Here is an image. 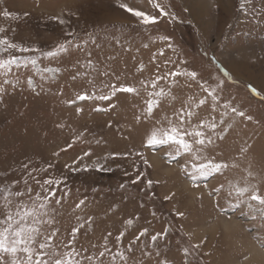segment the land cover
I'll use <instances>...</instances> for the list:
<instances>
[{
    "label": "rangeland",
    "instance_id": "rangeland-1",
    "mask_svg": "<svg viewBox=\"0 0 264 264\" xmlns=\"http://www.w3.org/2000/svg\"><path fill=\"white\" fill-rule=\"evenodd\" d=\"M125 3L158 21L144 25L119 7ZM4 10L17 18L4 17ZM54 17L66 23L59 24ZM0 27L6 29L0 35L41 53L72 41L66 53L55 58L29 53L35 66H13L7 77L0 75V82L19 79L15 87L4 84L0 93V186L20 181L13 189L17 191L25 187L26 177L34 194L39 188L28 172L49 164L53 167L47 172L32 175L41 181L66 177L57 194L69 195L60 205H52L57 221L52 227L59 228L54 244L67 242L71 229L91 217L76 238L75 247L84 256H98L107 237L113 253L125 252L127 264H264V219L257 215L253 220L246 204L237 206L227 196L230 182L243 186L245 179L258 184L264 194V0H0ZM89 61L93 67H88ZM46 68L59 71L53 77L43 71ZM157 68L160 74L180 69L195 71L198 77L197 81L178 77L171 87L179 99L147 120L148 97L143 90L140 95L117 92L111 101L76 100L81 93L91 94L94 85L139 88L140 81L154 78ZM219 81L224 82L221 104L230 101L245 116L224 117L221 127H231L211 146L209 155L236 167L200 178L196 187L181 164L169 163L164 151L149 150L144 141L155 120L171 115L189 97L207 95L199 84L215 87ZM160 86L169 87L166 81ZM198 111L206 116L211 108L205 105ZM222 112L218 107L212 115L219 120ZM80 133L83 136L68 148ZM88 151L91 155L85 156ZM112 153L120 155L113 158ZM80 157L74 167L95 162L103 163L105 170L65 168ZM26 163L28 169L23 167ZM221 185L224 188L217 194L214 189ZM82 199L85 205L76 208ZM145 228L147 234L135 240ZM121 232L123 242L117 244ZM157 233L167 234L153 243L151 236ZM100 261L111 264L108 254ZM117 261L124 264L119 257Z\"/></svg>",
    "mask_w": 264,
    "mask_h": 264
},
{
    "label": "snow or ice",
    "instance_id": "snow-or-ice-1",
    "mask_svg": "<svg viewBox=\"0 0 264 264\" xmlns=\"http://www.w3.org/2000/svg\"><path fill=\"white\" fill-rule=\"evenodd\" d=\"M154 6L163 15H168L159 3H155ZM119 7L137 17L144 25L154 24L158 21V17L149 15L145 11L133 9L126 3L120 4ZM3 16L12 19L17 18L7 10H4ZM54 19L59 24L66 23L60 17H54ZM5 31L4 27H0V34L5 33ZM69 36H74V34L69 33ZM162 39L169 38L162 37ZM71 43V40L60 43L54 50L41 53L39 48L25 46L14 42L7 35H0V57H2L0 58V75L7 77L9 73L13 72V66L16 68H20L21 66L26 67L28 64L35 66L36 60L28 57L26 54L40 53L41 55L55 58L62 53H66ZM160 54L163 55L162 52ZM88 67H93L91 61L88 62ZM140 70L143 71V65L140 66ZM43 71L51 72L54 77L59 69L46 68ZM104 74L108 75V73ZM178 77L197 81L198 73L195 71L189 72L173 69L160 74V69L157 68L154 78L140 81L139 88L134 85L121 84L117 86L115 83H111L104 84L97 89L94 85V90L91 94L88 92L81 93L76 97V100L111 101L117 92L140 95V91L143 90L147 93L148 97L144 101V119L147 120L152 118L154 112L158 109L163 110L166 104L171 106L179 99V97L173 94L171 87V85L177 83ZM73 78L75 79V77ZM161 81H166L169 87L160 86ZM18 83V78L15 83L6 78L0 82V93L5 91L4 84H10L15 87ZM28 84L29 86L33 85L31 78L28 79ZM206 84L207 82L199 84V87L207 94L206 96L199 99L189 97V100L183 102L179 108H174L171 115L165 114L160 119L155 120L144 141V146L147 149L164 151L169 163L175 161L181 164L182 169L194 182V186L196 187H199V184L196 183L198 179L223 175L230 167H236V165H230L225 160H217L214 155H209V150L217 139L223 140L225 138L228 128L231 127V125L221 127L225 123V116L229 113H234L239 117L245 116V113L233 107L230 101H225L221 104L220 93L223 91V81L217 82L215 87L205 86ZM104 88H107L109 91L105 93L103 91ZM252 91L259 95L256 89L253 88ZM97 92L100 94H97ZM70 103H75V100L70 101ZM205 105L211 108V112L206 116H201L198 110L202 109ZM115 106V104L111 105V107ZM218 107L223 109L219 120L212 115V113L217 111ZM97 110L103 111L106 109ZM77 111H83V109L78 108ZM136 119L139 122L141 117L137 116ZM247 119L251 120L252 117L249 116ZM82 136L83 133L77 135L67 147L71 148ZM96 143H100V141H96ZM64 150L66 149H62V151ZM55 155H59V153ZM84 155L90 156L91 152H85ZM111 155L114 158L120 154L112 153ZM137 155L143 156V153H137ZM181 157L185 159L181 160ZM107 158L105 156L103 159L106 161ZM81 159L83 157L74 160L72 164H66L65 168L73 172L80 170L90 171L93 166L97 171L105 170L103 163L95 162L94 165H82L81 168L74 167V165L79 164ZM23 167L28 169L29 165L26 163ZM52 167L53 165L49 164L43 169H31L28 172V176L32 177V180L39 188L34 194L33 187L26 177L23 178L25 187L17 191H13V189L17 187L20 181L14 180L10 184L0 186V264H85V261L89 262V264H101L100 258H104L106 254L110 257L111 264H118L117 257H119V261L127 264L128 257L125 255V252L118 250L113 253L112 249L107 246V237H105L104 245L102 246L103 250L96 257L92 255L84 256L81 251L77 250L75 247L77 235L85 227V224L91 223V217H88L71 229L67 242L60 240L59 243H53L57 239L59 228L52 227L57 223L55 220L56 208L52 205L53 202L55 205H60L64 198L69 195V192H63L62 195L57 194L60 186L65 183L66 177L53 178L49 176L41 181L32 175L34 172H47ZM189 167H191V172H189ZM251 175L252 173L249 172L248 176ZM138 179L139 177H137ZM136 182V180L133 181V183ZM148 184L151 186L152 181L149 180ZM223 188L224 185H221L219 188H215L214 191L220 194ZM227 196L233 198L237 206L240 203L246 204L253 220L257 218V215L261 219H264V194L261 193L258 184L251 183L247 179H245L243 186H241L240 182H230ZM21 197H25L26 199L21 200ZM83 205H85V199L80 200L76 204V208H80ZM179 215L182 216L183 213ZM132 223L131 219L127 221L129 225ZM147 232V228L141 230L135 237V240H139ZM166 234L157 233L151 236V240L155 243L158 237ZM124 235L125 233L121 232L116 237L117 244L123 242ZM108 236H111L110 232ZM195 247H199V245H195ZM60 248L67 250L61 253L58 251ZM127 249L129 252L132 251V243L127 246ZM184 253L187 255L188 250L184 249Z\"/></svg>",
    "mask_w": 264,
    "mask_h": 264
}]
</instances>
